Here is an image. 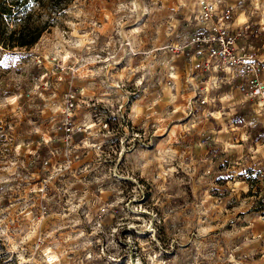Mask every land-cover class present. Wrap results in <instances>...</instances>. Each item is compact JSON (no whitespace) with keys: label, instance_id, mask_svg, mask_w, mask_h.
Returning a JSON list of instances; mask_svg holds the SVG:
<instances>
[{"label":"rangeland","instance_id":"rangeland-1","mask_svg":"<svg viewBox=\"0 0 264 264\" xmlns=\"http://www.w3.org/2000/svg\"><path fill=\"white\" fill-rule=\"evenodd\" d=\"M214 2L74 0L0 44V264H264V21L227 0L246 73L215 85L185 45Z\"/></svg>","mask_w":264,"mask_h":264},{"label":"built area","instance_id":"built-area-1","mask_svg":"<svg viewBox=\"0 0 264 264\" xmlns=\"http://www.w3.org/2000/svg\"><path fill=\"white\" fill-rule=\"evenodd\" d=\"M208 6L210 8L207 7L206 11L196 16L200 21L196 22L195 32L185 44L186 47L195 49L190 69L192 72H197L201 67L202 75L206 73L215 85L218 81L233 83L235 80H244L246 48L249 46L242 41L248 22L245 24L237 22V15H234L235 7L227 0H219L218 3H210ZM262 64L264 67V61ZM256 65L259 69V63ZM215 76L217 79L214 78ZM251 81L252 86L260 83L262 87H257L254 94L264 98V82H259L258 77L252 78Z\"/></svg>","mask_w":264,"mask_h":264},{"label":"trees","instance_id":"trees-1","mask_svg":"<svg viewBox=\"0 0 264 264\" xmlns=\"http://www.w3.org/2000/svg\"><path fill=\"white\" fill-rule=\"evenodd\" d=\"M74 0H0V44L12 50L31 47ZM42 13L48 14L41 20Z\"/></svg>","mask_w":264,"mask_h":264},{"label":"bare ground","instance_id":"bare-ground-1","mask_svg":"<svg viewBox=\"0 0 264 264\" xmlns=\"http://www.w3.org/2000/svg\"><path fill=\"white\" fill-rule=\"evenodd\" d=\"M255 2H256V4H257V6H258V8H260L261 9V11H262V16H263V21H264V0H255ZM237 22H246L243 18H241V16H239V18H238V20H237ZM236 128V127H235ZM162 161V160H161ZM237 185L236 186H238V185H240L239 183H236ZM247 187V186H246ZM54 255V254H53Z\"/></svg>","mask_w":264,"mask_h":264}]
</instances>
